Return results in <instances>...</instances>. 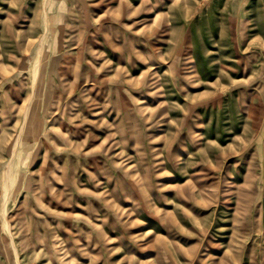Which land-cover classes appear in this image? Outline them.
Returning a JSON list of instances; mask_svg holds the SVG:
<instances>
[{
	"label": "rangeland",
	"instance_id": "rangeland-1",
	"mask_svg": "<svg viewBox=\"0 0 264 264\" xmlns=\"http://www.w3.org/2000/svg\"><path fill=\"white\" fill-rule=\"evenodd\" d=\"M0 264H264V0H0Z\"/></svg>",
	"mask_w": 264,
	"mask_h": 264
}]
</instances>
